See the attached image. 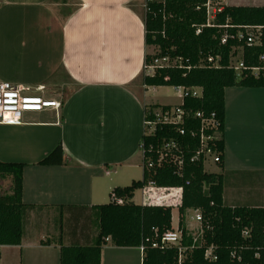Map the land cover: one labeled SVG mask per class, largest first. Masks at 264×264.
I'll list each match as a JSON object with an SVG mask.
<instances>
[{
  "label": "crops",
  "instance_id": "crops-1",
  "mask_svg": "<svg viewBox=\"0 0 264 264\" xmlns=\"http://www.w3.org/2000/svg\"><path fill=\"white\" fill-rule=\"evenodd\" d=\"M75 1L63 16L68 4L61 0H0V82L31 92L42 88L47 98L65 94L58 115L46 111L21 125H0V161L24 165L21 202L32 208L20 245L0 247V264H59V243L91 241L96 230L90 212L78 208L107 204L114 188L141 181L144 109L171 106L149 100L158 87L142 84L149 47L142 17L133 9L137 0ZM220 1L223 7H264L261 0ZM223 102L222 161L205 171L223 174V200L236 206L226 202L227 190L264 173V88H226ZM58 144L63 164L38 165ZM4 180L6 192L0 187V194H9L11 178ZM60 207L75 208L84 221L67 219L65 232H51ZM108 245L121 251V264H141L139 248H118L109 238L100 264Z\"/></svg>",
  "mask_w": 264,
  "mask_h": 264
},
{
  "label": "trees",
  "instance_id": "trees-1",
  "mask_svg": "<svg viewBox=\"0 0 264 264\" xmlns=\"http://www.w3.org/2000/svg\"><path fill=\"white\" fill-rule=\"evenodd\" d=\"M205 2L206 0H151L145 3L142 17L145 45L155 50V53L145 56V63L154 57L166 55L183 58L189 64L195 65L201 57L221 55L223 68L193 69L186 76H183L180 70L163 69L158 70L153 76H143L142 84L147 87L174 85L201 87V99H185L183 109L194 113L199 111L204 116L214 115L216 123L214 131L219 134L214 143L221 152L222 161L224 90L231 87L264 88V77L237 78L233 71L226 68L230 49L237 44L229 42L220 45L219 37L222 30L203 28L199 34H195L196 29L205 24ZM72 9L71 7L69 12ZM214 21L218 25L227 23L232 26L264 27V7L225 6ZM228 31L234 33L236 30ZM261 34L260 45L241 47L240 54L246 66L258 65L259 56L264 55V29L261 30ZM166 107L146 106L144 113ZM190 124L195 129L199 127L196 120ZM160 134L164 136L170 134L174 138H179L175 127H165ZM161 136L158 132V137ZM155 139L143 138V142L151 143ZM182 140L189 146V150L185 151L183 176H177L171 165H165L158 170H143L141 181H133L129 186L114 188L109 194V203L90 209L78 208L90 212L87 219L94 224L96 235L83 245L72 243L63 246L59 243V264H100L101 250L107 238L118 248H139L143 245L145 252L141 264H177L176 250L151 247L152 243H160V237L171 229V209L161 206L142 207L132 201L134 192L148 181H152L158 187L183 188L182 204L178 210L180 215L178 228L183 232V245L190 246L192 238L186 232L182 216L186 210L198 209L203 220L201 227L204 245H212L216 249L215 262H209L204 258L203 248H195L191 252H184L185 257L181 264H264V206L227 205L223 200V174L206 172L201 162H190L197 143L188 136L182 137ZM62 164L61 144L56 145L38 162L40 166ZM23 168L24 165L21 163L0 161V177L11 178L10 193L0 194V247L20 245L24 218L27 211L32 209L21 202ZM204 185L208 190H203ZM112 195L121 199L122 203H114ZM73 209L75 208L60 207L57 215L62 217L63 213H66L74 224L79 222L81 224L84 217L76 216V213L72 212ZM245 228L249 229V236L243 238L241 233ZM59 230H62V226ZM231 252H235L240 259H232Z\"/></svg>",
  "mask_w": 264,
  "mask_h": 264
},
{
  "label": "built area",
  "instance_id": "built-area-1",
  "mask_svg": "<svg viewBox=\"0 0 264 264\" xmlns=\"http://www.w3.org/2000/svg\"><path fill=\"white\" fill-rule=\"evenodd\" d=\"M150 2L151 0H147ZM220 0H206L205 24L198 27L195 34H199L203 28H215L222 30L219 43L226 45L229 42L237 44L231 47L229 61L226 68L233 71L237 78L252 76L254 78L264 77V55L259 56L258 65L246 66L240 54L243 45L247 47L257 46L261 43V26H232L225 23L218 25L215 18L223 10ZM235 29L234 33L228 30ZM221 55H207L201 57L198 63L191 65L187 60L180 57L157 56L152 58L148 63L144 64V76H153L158 70L172 69L180 70L183 76H186L191 70H219L223 68L221 64ZM179 99L178 104L173 106H165L166 108H158L157 110L147 111L144 113L143 134L139 143L141 151V168L142 171H151L161 169L165 165H171L175 169V174L179 177L184 172V156L185 151L189 150V146L185 144L182 137L188 136L197 143V148L190 159V162H201L204 170L208 167H218L221 163V152L215 146V141L219 138V134L215 132L216 123L214 115L204 116L201 112H192L184 110V100L187 98L201 99V87H186L182 85L171 86ZM155 88V87H154ZM42 88L39 91L31 92L25 87L15 86L7 82H0V125L16 126L23 124L24 113H41L53 111L56 115L61 109V102L56 99H50L42 95ZM164 107V106H161ZM198 121V129L193 128L190 124L192 121ZM167 127H175L179 138H174L170 134L164 136L160 134ZM212 131V133H210ZM162 135L161 137H158ZM145 139H155L153 142L144 143ZM181 138V139H180ZM186 184H188L186 182ZM141 205L143 207H167L171 210L176 208L179 210L182 204L183 188L182 187H158L152 181H148L143 185ZM203 190H208L207 186H203ZM155 194H154V192ZM150 194V195H149ZM112 201L121 204L122 200L112 195ZM185 224H195L197 229L188 230L186 232L192 238L190 246L183 245V232L178 228L170 229L160 237V243H152L154 249H174L177 251V264H181L184 260V252H191L195 248L204 249V258L209 262L217 260L215 247L205 246L202 240L203 222L201 212L198 209L186 210L182 216ZM180 218V215L178 219ZM242 237L249 236V229L242 230ZM107 242V239H105ZM197 245V246H196ZM141 257L144 258V247H139ZM232 259L239 260V256L235 252H231Z\"/></svg>",
  "mask_w": 264,
  "mask_h": 264
},
{
  "label": "rangeland",
  "instance_id": "rangeland-1",
  "mask_svg": "<svg viewBox=\"0 0 264 264\" xmlns=\"http://www.w3.org/2000/svg\"><path fill=\"white\" fill-rule=\"evenodd\" d=\"M62 3L68 4L65 5L64 7H62L60 13L65 16L69 10H70V6L72 7L73 4L75 3L74 0L73 1H69V0H61ZM264 3V0H261ZM148 2L147 0H137L134 5H133V9L135 10V12H137V14H139L140 17H143L144 15V7H145V3ZM251 4V3H248ZM264 5V4H263ZM155 53L154 48L149 47V50H147V54H153ZM62 93V92H61ZM150 94H152L151 92H149ZM148 95L149 100H151L153 103L155 104H169L171 106L178 104V97L177 94L174 92V90L172 89V87L170 86H166V87H158L155 89V93L152 95ZM59 97H50V99H60L63 100L65 98V94L62 93L60 95H58ZM59 100V101H60ZM45 113L41 112V113H24L23 114V118L29 119L32 116L35 115H41ZM48 119V118H47ZM49 120H51V118H49ZM139 160H138V164L141 167V155H139ZM139 168L138 170H140L141 173V168ZM135 171V172H139V171ZM210 171H212V168H210ZM141 179V176L140 178ZM243 181H245V184H241L236 186L235 190H227V195H226V202L228 204H231L233 201H236L237 204H240L241 206H257V207H263L264 206V175L262 174V176L259 177H253V178H246L243 179ZM0 187H1V191L3 193L6 192V188H7V183L4 180L0 181ZM5 191V192H4ZM154 192V191H153ZM110 194V193H109ZM155 194V192H154ZM150 195V194H149ZM141 196H142V189H138L134 192L133 195V202L136 205H141ZM109 200V198H108ZM142 206V205H141ZM55 227L54 225L52 226L51 232H57V234H59V228L60 226H62V230L63 232L66 231L67 227H66V221L67 219H69V215H66V213H63L62 217H59V215H57V213L55 214ZM171 216H172V225L174 228L177 227L178 224V210L176 208H173L171 211ZM50 218H53L52 215H50ZM191 224V223H190ZM66 227V229H65ZM57 234H53L55 236H57ZM108 247H110V245H108L106 248H104L106 251L104 252L106 254V259L104 261V264H121L122 260L119 259L122 255L121 251H109ZM110 253L113 257L115 258H108L107 254ZM110 255V256H111Z\"/></svg>",
  "mask_w": 264,
  "mask_h": 264
}]
</instances>
